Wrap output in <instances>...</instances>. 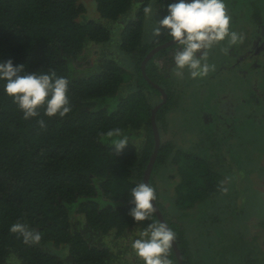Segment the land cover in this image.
<instances>
[{
	"label": "trees",
	"instance_id": "obj_1",
	"mask_svg": "<svg viewBox=\"0 0 264 264\" xmlns=\"http://www.w3.org/2000/svg\"><path fill=\"white\" fill-rule=\"evenodd\" d=\"M169 2L0 0V62L12 60L29 73L55 71L67 77L72 103L65 118L49 119L41 110L47 125L42 129L35 119H23L0 82V264H143L132 242L148 223L161 221L154 212L149 221L136 224L129 215L130 193L144 182L156 151L153 111L162 104L155 114L162 136L170 130L166 117L180 114L190 97L187 70L183 77L176 76V69L167 76L160 72L158 56L177 45L165 47L172 42L165 36H154L152 43L144 39L145 9L152 10L150 26L145 25L154 28L167 15ZM252 6L257 7L255 2ZM139 7L138 21L131 20ZM259 8L254 22L261 21ZM95 9L104 23L92 17ZM242 11L248 24L253 15L247 14L248 7ZM237 27L233 25L232 31L238 32ZM133 49L136 55L128 57ZM151 52L146 76L142 66ZM101 53L108 57L96 56ZM114 128L128 137L119 154L106 136ZM215 131L212 126L210 132ZM171 139L159 146L149 184L156 190L155 203L164 220L176 233L182 264H236L237 260L247 264L251 257L264 263V242L251 231L259 218L255 212L246 223L231 222L232 228L242 225L245 235L229 236L227 223L237 213L224 204L228 183L220 170L222 149L197 161L182 157L188 150ZM173 171H179L181 178L168 180ZM159 177L171 184L162 185ZM238 199L235 195L231 205L242 212ZM17 221L41 233L38 245L25 244L9 231ZM198 223L206 227L200 233L202 244L189 234ZM217 224L223 225L220 230ZM168 258L179 264L173 248Z\"/></svg>",
	"mask_w": 264,
	"mask_h": 264
},
{
	"label": "clouds",
	"instance_id": "obj_2",
	"mask_svg": "<svg viewBox=\"0 0 264 264\" xmlns=\"http://www.w3.org/2000/svg\"><path fill=\"white\" fill-rule=\"evenodd\" d=\"M151 9L145 12L151 14ZM231 16L227 13L224 0H174L167 4V15L157 22L153 35L165 36L177 45L174 55L176 76L183 77L185 70L192 79L208 75L212 66L207 63L208 51L221 42L237 45L243 37L232 31ZM0 82L4 94L12 100L22 113L23 119H35L43 129L46 122L42 118H65L72 112L69 97L70 81L49 73L26 72L23 64L12 60L0 62ZM42 110V112H41ZM111 138L112 150L119 154L128 145V137L120 128L106 133ZM129 215L136 224L149 221L156 211V190L148 183H139L131 190ZM28 245H38L42 239L40 232L28 224L17 221L9 229ZM176 233L164 222L148 223L132 242L135 255L143 264H171L170 249Z\"/></svg>",
	"mask_w": 264,
	"mask_h": 264
},
{
	"label": "rangeland",
	"instance_id": "obj_3",
	"mask_svg": "<svg viewBox=\"0 0 264 264\" xmlns=\"http://www.w3.org/2000/svg\"><path fill=\"white\" fill-rule=\"evenodd\" d=\"M252 2H255L256 8L252 6ZM81 3L86 5L85 2ZM235 5L239 10H242L243 7H246V9L248 7L247 14L250 12L253 15L251 20H247L248 24L243 23L241 26H238L237 31L243 33L247 31V28L256 29L257 22H254L256 20L255 10H258L260 6L259 9H261L262 17H264V0H236ZM226 6L230 7L229 0H226ZM150 18L151 15L148 17V22ZM151 28L149 27L148 30ZM148 30L146 31V35ZM146 35L144 36L145 39ZM243 42H246V40H243ZM226 60V57H211L209 60L207 59V63L212 66L208 75L197 79L190 77V82L185 85L190 94L189 101L184 102L183 110L180 114L173 112L166 117V120L170 123V130L168 132L178 148L183 149L185 144L176 142L177 138L182 143H185V140L190 142L199 141L209 157L211 156L208 152L213 153L219 148L222 149V152L218 156L219 160L222 161L220 170L222 171L221 175L225 176L224 181L228 183L227 193L224 196V204L226 209L229 207L230 212L237 213L234 218L231 216L232 221L230 219V222L227 223L229 227L228 232H230L229 236H233L241 232L242 235L247 233L242 225L232 228L231 222H234L233 220L246 223V221L253 219L250 216L253 212H255L254 215L259 217L256 220H262L261 218L264 217V124L260 125L259 122L256 123L252 120H245L243 123L239 121L235 131L238 138L230 141L229 138L225 139L223 135H220V133L223 134L221 131L212 133L209 130L210 128L205 129L202 123L195 118L196 110L191 106L193 98H198L199 86L203 81H207L205 84L210 89L212 100L219 94H222L223 91L224 93L228 92L233 86L242 84L238 69L224 68ZM125 69L128 71L129 68L126 66ZM126 78L127 81H131L132 72L130 70ZM156 95L159 97V94L156 93ZM156 102L157 99L154 100V103ZM260 106L261 111L264 112V105ZM224 131L227 132V130ZM218 141L222 143V147L217 143ZM189 148H193V146L190 145ZM159 178L162 185L171 184L162 177ZM235 195L237 198L241 197L242 212L235 210L231 205V201ZM162 201L166 203L165 205H169V201H166V199ZM227 216L230 218L229 215ZM225 223L226 221H224L223 225ZM223 225L217 224V230H220ZM202 230H206L205 225L203 226L201 223H198L189 232V234H195L199 237L198 239L201 244L204 241V236L200 237ZM251 231L264 242V227L256 226L253 222L251 224ZM211 232H215L214 228L211 229Z\"/></svg>",
	"mask_w": 264,
	"mask_h": 264
},
{
	"label": "flooded vegetation",
	"instance_id": "obj_4",
	"mask_svg": "<svg viewBox=\"0 0 264 264\" xmlns=\"http://www.w3.org/2000/svg\"><path fill=\"white\" fill-rule=\"evenodd\" d=\"M172 2L174 1L172 0ZM224 3L226 5V0H224ZM235 4L236 0H229L230 7L226 6L227 13L231 16V30L233 29V25L241 26L244 23L242 18L243 11L239 10V8ZM141 8L142 7H139L138 10L135 11L136 13L134 12V14L130 16L131 20L138 21V16L141 12ZM148 8L151 9L150 6H148ZM150 15L151 14L145 13V17L147 18V21L145 22L146 25L149 24V26L150 22H148V17ZM92 17L96 18V20H98L101 24L105 22L102 19L101 13L97 9L93 11ZM260 19L261 21H258L256 23V29L247 28L246 32H237L243 37L244 41L246 40V42L242 41L243 43L241 42L237 45H229L227 41H225L221 42L213 49L208 51V60L211 57H226L227 60L224 64V68L227 67L233 70L238 69V72H240V80L242 81V84L239 86H233L232 89H230L228 92L224 93L223 91L222 94H219L212 100L210 89L205 84L207 83V81H203L200 83L198 98H193L191 103V106H193V108L196 110L195 118L202 123L203 127L206 126L210 128V131H212V126L215 127L216 131L223 132V134L220 133V135H223L225 139L229 138L230 141L238 138V135L235 131L239 121L243 123L245 120H252L256 123H261V119H264V112L260 109V105H264V17H261ZM120 22L121 21L118 22L119 24L117 23L118 27L120 26ZM145 22L144 35H146V31L149 28L146 27ZM153 40V28H151L147 32L145 41H150L152 43ZM176 50L177 47L172 48L168 52L158 56L160 57V67H162L160 72H162L164 76H167L168 71L172 72L173 74L175 73L176 68L174 65V55ZM134 55L136 54L134 53L133 49L131 52V56L129 55L128 57H134ZM96 56L102 58L108 57L105 53H101ZM143 72H145L146 75V68L143 70ZM147 81L150 85H153V83H151L152 81ZM160 90L164 91L165 98H167V95L165 93L166 90L162 86L160 87ZM210 103L212 105H207ZM240 110H243V114H241ZM212 123L215 124L212 125ZM224 130H227L228 133ZM171 140L172 139L169 132H165V134H162V136L160 135L161 145L162 143L167 145ZM176 140V142L185 144L184 148H188L187 150L189 152L184 151V156L182 157L194 159L197 161H204L206 156H208L206 150L200 145L199 141L190 142L188 140H185V143H182L179 138H177ZM190 145H192L193 148H189ZM216 152L217 150L213 153ZM166 177L168 180H170L171 177H174L175 180H178L181 178V174L179 173V171H173L171 173H168ZM223 177L225 176H222V178ZM238 201H241V197L238 199ZM253 222L256 226L264 227V225L262 224V220H254ZM259 241L260 243H263L260 238ZM216 259H219V257H215V260ZM235 263L245 264L241 262V260H237ZM217 264H221V261H218ZM247 264L264 263H262L261 259L256 262V258L251 257L247 261Z\"/></svg>",
	"mask_w": 264,
	"mask_h": 264
},
{
	"label": "water",
	"instance_id": "obj_5",
	"mask_svg": "<svg viewBox=\"0 0 264 264\" xmlns=\"http://www.w3.org/2000/svg\"><path fill=\"white\" fill-rule=\"evenodd\" d=\"M174 1V0H173ZM170 44H174L173 42L169 43L168 45H166L165 47L169 46ZM163 48V47H161ZM160 48L156 49V51H158ZM154 51V52H156ZM153 52H151L145 59L144 63H143V69H145V66H146V63L149 61V59L151 58L150 56L152 55ZM162 93L164 94V91L161 90ZM165 102V100H164ZM162 105V104H161ZM161 105L157 106L154 111H153V127H154V133H155V137H156V151L148 165V168L146 170V174H145V177H144V182L143 183H148L149 184V180H150V175L152 173V170H153V167H154V162H155V158H156V155H157V152H158V149H159V146H160V135H159V132H158V128H157V125H156V122H155V114L157 112V110L161 107ZM154 206H155V209H156V213L158 215V218L161 222H164L166 223V221L164 220L159 208L157 207L156 203L154 202ZM167 224V223H166ZM168 225V224H167ZM172 248L174 249L175 251V254L179 260V264H182L183 263V259H182V254H181V251L179 249V246H178V243L176 242V240L174 241L173 245H172Z\"/></svg>",
	"mask_w": 264,
	"mask_h": 264
}]
</instances>
